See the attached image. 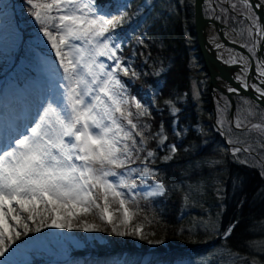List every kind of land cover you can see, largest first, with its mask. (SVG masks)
<instances>
[{"label": "snow or ice", "instance_id": "1", "mask_svg": "<svg viewBox=\"0 0 264 264\" xmlns=\"http://www.w3.org/2000/svg\"><path fill=\"white\" fill-rule=\"evenodd\" d=\"M242 2L251 9L249 0ZM26 3L55 51L64 83L62 91H55L46 106L40 101L42 112L36 113L39 119L22 117L14 128L5 130L0 140V257H5L0 264H11L17 241L44 228L103 230L100 224L82 219L94 212L117 236L144 240L155 235L146 233L142 223L134 225L141 209L133 174L148 177L156 173L146 165L140 170L128 167L134 163V154L146 150L148 137L133 122L130 108L135 107L137 117L144 116L146 110L135 98L125 95L119 78L121 73L138 75L130 64L122 63L117 54L121 44L112 35L124 16L109 18L101 14L95 0ZM257 32L264 38L258 25ZM260 75L264 77V70ZM243 86L248 87L247 83ZM256 91L264 97V90ZM176 111L173 107L172 112ZM242 126L237 121L236 127ZM252 127L261 128L258 124ZM136 137L140 138L139 145ZM176 150L172 145L171 153ZM240 151L234 148L233 155ZM155 155L148 150L145 160ZM163 159L171 160L172 155ZM164 192V184L156 182L144 198Z\"/></svg>", "mask_w": 264, "mask_h": 264}, {"label": "trees", "instance_id": "2", "mask_svg": "<svg viewBox=\"0 0 264 264\" xmlns=\"http://www.w3.org/2000/svg\"><path fill=\"white\" fill-rule=\"evenodd\" d=\"M8 1L11 2L9 6L12 12L17 9L19 12L21 8L28 12L23 17L14 16L18 32L23 38L14 58L30 57L31 66L29 64L27 70L31 75H36L43 62L24 44V40L33 39L30 7L24 0ZM105 1L107 0H98L101 6ZM134 2L135 0H131L127 6L131 7ZM108 5L118 8L116 0H109ZM147 16L150 26L146 41L134 45L131 42L123 51L118 52L119 55L125 54V61L138 74L129 77V83L124 86V90H128L126 93L129 95L137 96L146 110L144 116L137 117L134 111L132 117L133 122L148 137L146 146L151 148L150 134L163 128L167 143L175 145L177 150L172 159L165 162L161 160V152L152 149L156 155L148 159L147 165L156 173L151 177L164 184L165 192L160 198L146 200L139 194L141 211L134 225L142 223L146 233L172 235L181 240H187V235L194 229L201 233L203 239L208 237V232L199 227L198 220L217 214L219 237L223 235L225 227L234 225L231 234L224 238L222 244H219L218 238H213V244L223 247V258L229 253L239 259L247 258L246 262L252 259L264 264V176L259 167L251 165L250 161H243L246 158L243 152L233 155L227 151L229 143L222 138L213 124L208 73L194 34L192 0H153L152 9L148 10ZM117 32L121 36L124 33L119 28ZM194 82L203 87L198 100L191 96ZM154 89L155 94L146 97ZM183 93L186 99L178 103L179 111L173 116L162 105V101ZM216 99L215 97V102L218 101L219 104V99ZM240 99L242 98H237V103ZM175 121L176 128L181 132L180 136L172 131ZM198 123L201 124V130L195 132L193 127ZM250 131L232 128L231 134L226 131V138L229 140L232 135L239 138L246 135L248 142L255 145L257 136ZM239 145L245 146L243 142ZM139 158L140 156L135 161H139ZM110 241L94 250H127V257H131L127 264H138L134 260L142 256V252L134 250L130 244ZM212 248L206 246L193 252L201 254ZM190 253L183 251L182 254ZM153 256L157 254L153 252Z\"/></svg>", "mask_w": 264, "mask_h": 264}, {"label": "rangeland", "instance_id": "3", "mask_svg": "<svg viewBox=\"0 0 264 264\" xmlns=\"http://www.w3.org/2000/svg\"><path fill=\"white\" fill-rule=\"evenodd\" d=\"M24 1L26 2V0ZM130 1L131 0H116L118 8L116 9V7H114L112 10H109L107 8L109 0L105 1L103 6H100L101 3H99L98 0H95L97 6L102 9L101 14H108L109 18H111V16H124L123 22L117 27V29L119 28L120 31L124 32L123 35L121 36L119 32H117V29H115V31L112 33L115 42L121 44V49L119 51H123L124 47L129 45L131 42L133 45L139 44L140 41L144 42L148 38L147 33L149 31L148 28L150 23L148 22L147 13L148 10L152 9L153 0H135V2L131 4V7H129L127 5L130 4ZM214 2L215 3H213V0H206L204 6L205 14L207 16H211L214 14V12H216L217 19L226 22V24L232 27V29L241 37L244 44L247 45L254 54L252 47V32L247 22L242 20L241 17L235 15L230 9H227L225 6V0H215ZM10 3L11 2L8 0H0V10H2V14L0 15V94L5 96V102L0 104V106H2L0 107V110L7 112L8 119L5 121V124H8L6 126L8 129L14 128L20 122L22 117H28L29 119L35 117L36 119H39V117L36 116V113L38 110L42 112L40 101L42 100L43 104L46 106L55 91H62V88L60 87L62 83H58V86L51 90V96L46 98V95L50 94L49 86L54 85L53 82L57 77L60 80L58 63L53 61L49 55L44 56L43 59L44 62L47 61L49 63L47 64L49 68H51V71L48 70L44 75L43 72H41L43 68L40 66L38 74L33 76L27 74V67L29 64L31 66L29 60L31 59L30 57L29 59L22 58L20 60L19 66L17 67L18 71L15 72L17 69H11L13 58L16 56L22 42V34L18 32V24L14 16L18 15L23 17L28 12L25 11V8H21L19 12L18 9L12 12L11 6H9ZM228 3L230 8L238 13L242 14L243 12L245 13V11H248V8L244 6V3L241 0H228ZM122 5H126V7H122ZM250 16L254 18L253 13L251 12ZM32 22L34 27V32H32V41L41 47L42 50H45V52H50L52 56H55V51L51 48V44L48 42L47 38L44 37L43 32L40 31L41 26L35 22L34 18ZM25 27H27V25H25ZM39 56L42 57L40 54ZM119 56L122 59V63H124L125 66H128L129 64L127 61H125V54ZM100 59L106 64H112V61L107 60V58L101 57ZM131 69L133 70L132 66ZM26 76H28V78H25ZM129 77H132V75L124 76L122 73L119 74V78L121 79V82L124 86L129 83ZM22 79V84H24V87H27L28 89L22 93V98H20L19 91H21V82L19 81ZM201 88L203 87H201L198 82L192 83L191 96L194 100H198ZM155 90L156 89L152 90V92H148L146 97H150L155 94ZM124 91L125 95L129 99L135 98L136 101L144 106L142 101H140L137 96H133L131 94L129 95L126 93L128 90ZM141 94L145 96L144 92H141ZM215 97L217 98L216 100L219 99V104H217L218 101L215 102V117L216 123L221 130V134H224L225 137L226 131L231 134V130L233 128L231 122L233 121V124L236 127V123L239 121L243 125L241 127L242 131L251 130L250 132L257 136V144L252 145L248 142L246 135L243 137L241 135V139L239 136L235 137L232 135L229 137V140L226 138L228 143L229 141H232V143H229L227 151L233 153L234 148H241L242 151L240 152H243L246 157L243 159V161H250L251 165L259 167L262 175L264 176V109L256 107L254 104L252 105L245 99H240L234 111V115L231 117L229 113L230 104L226 100V97H224L218 91H215ZM185 99L186 95L183 93L182 95L164 99L162 101V105L170 112V114L175 116L179 111L178 103L184 101ZM167 101H171V103H167ZM173 107L177 109L175 113L172 112ZM130 111H135L136 113L135 107H131ZM256 124L260 125L261 128L257 129L252 127ZM214 126L215 128H218L216 125ZM193 129L195 132H199L201 130V124H196ZM5 130L4 123L0 119V140L4 138ZM172 131L177 136L181 135V132L176 128L175 122L172 124ZM164 137H167V135L163 128L154 130L149 136L151 148L146 146L145 151L136 153L137 155H133L134 163L130 164L128 167L136 168L138 170L143 169L145 165L148 167V160H145V156L147 151H152L153 148V150L157 149L161 152V155L159 153L161 160L166 162V160L163 159L165 156H173L171 153V146L173 144L167 143V139H164ZM162 139H164V142L163 144H160ZM136 140L139 145L140 139ZM241 142H243L245 146L239 145ZM252 149L257 151H253ZM137 156H140L139 161H135ZM133 178L137 180L138 184V187L135 191L139 193L140 197L143 199H157L164 195L144 198V194L153 190L155 183L160 181L151 176L140 177L138 172L133 174ZM140 180H144L145 183L140 185ZM216 215L217 214L213 216L209 215L208 218H201L198 220L200 224L199 227L208 232L207 238L201 239V233L193 229L191 231L192 233L187 235V240H181L178 237L172 235H151L148 236L147 239L141 240L136 236L115 235L111 232L109 226L104 225L99 220L98 215H96L94 212L93 214L87 215L86 217H82V219H86L90 223L100 224L103 230L85 232L82 228H74L72 230L44 228L38 233L40 235L39 239L30 240L27 238L28 240H26L25 237H22L20 241L16 242V244L13 246V248L16 249V253L11 258V264H34V260H40L43 258H53L51 261H49L51 264L58 262H65L67 264L70 260V252L74 250H94L98 246L108 244L107 242H111L110 240H116L130 244L134 250H137L139 253L142 252V256H138L137 259L134 260L138 264H259L255 260L251 259L252 255L250 256L252 261H248L250 263L246 262L247 258L245 257L239 259L235 255L229 253L228 255L226 254V258H223V247L216 246V243H212L214 242L215 238H218V240H220L219 244H222L224 238L226 237L225 233L231 227V224L225 227L223 235L219 237L220 227L218 225V219H216ZM30 234L32 233H29L27 237H31ZM33 236H35V234H33ZM197 237H200V239ZM211 238L214 239L211 240ZM148 240H160L162 243H149ZM210 244L212 245L209 246ZM187 245L190 246L188 247ZM206 246L213 248L210 251H206L201 254H194L193 251L202 249V247ZM141 247H145V251L141 250ZM185 250H189L188 252L191 253L189 255L182 254ZM100 251L102 250L100 249ZM155 251L160 253L161 251H166V255L170 256H153V252L155 253ZM171 257L172 260H169ZM130 258H123V255L115 254L111 258L103 260L101 264H126L128 261L130 262ZM4 259L5 257H0V261ZM71 264H83V262L81 260H76Z\"/></svg>", "mask_w": 264, "mask_h": 264}, {"label": "water", "instance_id": "4", "mask_svg": "<svg viewBox=\"0 0 264 264\" xmlns=\"http://www.w3.org/2000/svg\"><path fill=\"white\" fill-rule=\"evenodd\" d=\"M204 2L205 0H194V31L198 49L209 75L210 104L213 110L214 124L216 125L215 104L213 99L215 91L220 92L228 99L230 103L231 117L234 115L236 108L235 98L238 96L246 97L264 109V97H261L260 93L256 91V88L264 90V77L260 75L261 70L264 69L259 67V65H264V38H261L260 35L258 36V44L254 45V55L244 46L243 43L229 41L224 36L223 30L231 29L225 23L216 19L215 16H205L203 13ZM249 3L252 5L251 9L257 17L260 31L264 32V3L262 0H249ZM226 6L230 9L227 4ZM243 17L250 23L247 16ZM210 27H213L226 47L234 48L237 52L247 58L249 64L243 75V80L237 79L238 73L242 72L243 68L232 60L220 57L210 45L207 39V32ZM235 34L238 36L237 33ZM245 83L248 85L247 88L243 86ZM229 88L236 89V91H229ZM232 125H234L233 121ZM223 138L225 139L224 135Z\"/></svg>", "mask_w": 264, "mask_h": 264}, {"label": "bare ground", "instance_id": "5", "mask_svg": "<svg viewBox=\"0 0 264 264\" xmlns=\"http://www.w3.org/2000/svg\"><path fill=\"white\" fill-rule=\"evenodd\" d=\"M254 31H255L254 32V43L257 45L258 44V36H259V34L257 32V27H254ZM223 33H224V36L226 37V39H228L229 41L243 43L242 39L239 36H237L233 31H231L229 29H224ZM207 39H208L210 45L214 48L215 52L220 57H224L225 59L235 61L241 68H243L242 72L238 73L239 79L243 80V75H244L245 70L247 69L248 64H249L247 58L244 55L237 52L234 48L226 47L222 43L221 39L219 38V36L217 35V33L215 32L213 27L208 28ZM244 46H245V44H244ZM256 63H257V60H256ZM259 67H261V66L259 65ZM33 234H35V236H33ZM30 236L31 237H25V239L26 240H28V239L35 240L36 239L37 240L40 238V235L38 233H32V234H30Z\"/></svg>", "mask_w": 264, "mask_h": 264}]
</instances>
